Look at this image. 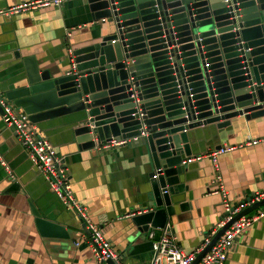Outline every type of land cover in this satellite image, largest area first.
<instances>
[{
	"label": "water",
	"instance_id": "water-1",
	"mask_svg": "<svg viewBox=\"0 0 264 264\" xmlns=\"http://www.w3.org/2000/svg\"><path fill=\"white\" fill-rule=\"evenodd\" d=\"M86 4L92 20L107 24L108 33L98 30L91 43L73 49L70 67L56 73L42 70L34 56L22 58L15 52L25 76L5 95L38 127L77 113L71 128L82 149L113 140L145 146L155 171L146 205L131 220L140 230L164 229L176 215V204L182 212L191 206L178 198L188 190L192 145L200 143L199 133L191 131L210 124L222 130L239 115H264V0ZM0 116L4 119L1 104ZM260 206L264 200L221 228L197 261L236 219ZM31 208L44 237L71 238L66 224L34 204ZM78 219L86 231V223Z\"/></svg>",
	"mask_w": 264,
	"mask_h": 264
},
{
	"label": "crops",
	"instance_id": "crops-1",
	"mask_svg": "<svg viewBox=\"0 0 264 264\" xmlns=\"http://www.w3.org/2000/svg\"><path fill=\"white\" fill-rule=\"evenodd\" d=\"M27 1L0 0V89L4 92L20 85L19 79L25 76L24 65L14 58L15 52L22 58L34 56L42 70L49 68L56 73L70 67L73 49L91 43L98 30L108 33L107 24L92 20L86 0H64L61 6L5 13ZM76 117L77 113H72L43 121L37 126L38 134L54 145L68 170L76 198L122 256V264H150L154 252L148 233L153 227L140 230L131 220L135 211L146 205L145 193L155 171L147 149L124 143L108 146L116 140L82 149L71 128ZM230 120L222 130L210 124L191 131L199 133L200 143L192 145L188 190L178 197L191 206L182 212L176 204V215L170 221L186 252L202 243L225 212L222 196L215 192L218 187L213 183L215 151L233 147L216 157L230 201L239 202L264 187V115L250 119L239 115ZM0 154L11 169L9 172L0 161V264H96L80 220L34 168L1 116ZM31 204L50 219L66 224L71 238L55 241L44 237ZM226 264H264V218L237 237Z\"/></svg>",
	"mask_w": 264,
	"mask_h": 264
},
{
	"label": "built area",
	"instance_id": "built-area-1",
	"mask_svg": "<svg viewBox=\"0 0 264 264\" xmlns=\"http://www.w3.org/2000/svg\"><path fill=\"white\" fill-rule=\"evenodd\" d=\"M63 2L64 0H29L8 9L5 13L11 15L42 6H61ZM0 104L4 108V121L18 137L20 144L26 150L34 168L44 176L50 189L62 200L65 206L86 223L87 230L84 232L85 234L83 237L86 238L92 247L96 264H104L108 260L114 261L115 264H122V256L115 250L111 241L102 232L100 226L89 219L86 206L76 198L70 182L68 170L62 159L57 155L51 141L47 137L38 134V128L35 123L30 121L29 115L22 110H17L11 105L5 92L1 89ZM250 142L256 143L258 140H252ZM119 143H125V141H113L108 146ZM232 148V146L221 147L213 153L216 170L213 183L217 184L218 188L215 189V192L221 194L222 202L225 207L224 215L219 220L216 227L208 232L202 243L191 252L183 250L170 224L164 229H159V235L157 234L158 228H153L148 233L154 252L150 264H226L229 249L237 237L245 229L264 218V206H260L252 212L242 215L225 230L211 249L197 261L198 256L211 243L213 237L221 228L246 208L252 206L256 202L264 200V187L255 190L251 195H248L239 202H232L228 199V191L224 186L223 178L216 165V157ZM0 161L10 172L11 169L1 154ZM192 161L193 158L188 160V162ZM157 175L158 174L155 176Z\"/></svg>",
	"mask_w": 264,
	"mask_h": 264
}]
</instances>
